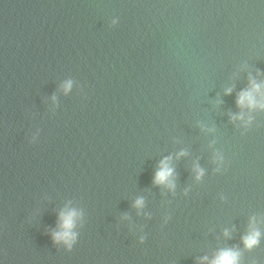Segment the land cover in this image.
I'll use <instances>...</instances> for the list:
<instances>
[{"label":"water","instance_id":"1","mask_svg":"<svg viewBox=\"0 0 264 264\" xmlns=\"http://www.w3.org/2000/svg\"><path fill=\"white\" fill-rule=\"evenodd\" d=\"M250 75L264 0H0V264H264V236L242 241L252 217L264 233ZM73 209L68 248L52 232Z\"/></svg>","mask_w":264,"mask_h":264},{"label":"clouds","instance_id":"2","mask_svg":"<svg viewBox=\"0 0 264 264\" xmlns=\"http://www.w3.org/2000/svg\"><path fill=\"white\" fill-rule=\"evenodd\" d=\"M259 75V70H258ZM73 81L68 79L61 84V88L65 93L72 89ZM232 89L226 90V93H231ZM55 99V97H53ZM237 104L243 109H264V81H257L255 77L250 75L249 77V87L242 89L238 95ZM233 119H239L245 121V113L242 111L238 115H234ZM252 116L248 115L245 124L250 123ZM33 135L32 140L35 141L37 135ZM183 154V153H181ZM170 157H165L164 160L160 162V167L155 173L154 180L158 184H167L170 187H174L171 180L173 176L174 169L169 166L168 160ZM203 175V169L197 168V179ZM143 198H139L136 201L138 207L143 206ZM79 213L76 210H70L67 212L62 211L60 213V225L59 231H53L52 236L56 243L63 242L68 248H71L77 239V233L73 230L75 227V221ZM258 221L256 217H252L249 223V228L247 233L242 237L243 244L245 248L252 249L253 247L259 245L261 237L264 233L261 232L260 228L257 226ZM225 235H228V231L225 230ZM241 253L236 248L221 249L214 258L211 259L209 264H240ZM209 261L207 256L201 258V262Z\"/></svg>","mask_w":264,"mask_h":264}]
</instances>
